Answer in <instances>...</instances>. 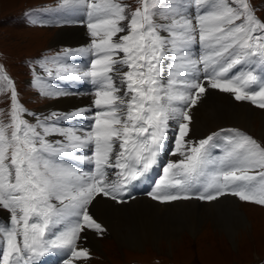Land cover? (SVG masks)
Instances as JSON below:
<instances>
[{
    "label": "snow or ice",
    "instance_id": "obj_1",
    "mask_svg": "<svg viewBox=\"0 0 264 264\" xmlns=\"http://www.w3.org/2000/svg\"><path fill=\"white\" fill-rule=\"evenodd\" d=\"M138 3L61 0L82 13L68 22L85 24L90 44L35 58L34 83L39 95L60 98L71 93L56 81L87 82L94 89L87 109L41 116L0 67L9 106L0 110V211L8 213L0 264H43L52 250H63L64 264L90 260L88 232L107 231L93 202L124 203L156 168L155 201L232 196L264 205V142L239 129L191 135V113L210 89L264 110V17L252 0ZM73 55L88 63L76 67ZM85 113L86 128L71 123ZM170 134L169 152L180 159L161 164Z\"/></svg>",
    "mask_w": 264,
    "mask_h": 264
},
{
    "label": "bare ground",
    "instance_id": "obj_2",
    "mask_svg": "<svg viewBox=\"0 0 264 264\" xmlns=\"http://www.w3.org/2000/svg\"><path fill=\"white\" fill-rule=\"evenodd\" d=\"M76 17L74 15L73 20ZM86 42L87 38L83 28L71 26L56 30L55 38L51 44L69 43L70 45H77L87 44ZM81 47L84 46L81 45L74 50ZM68 60L75 62L76 67L83 68L88 63L89 57L87 55H73L68 57ZM68 91L71 93L70 95L56 98L41 108L38 114L48 115V112L52 110L50 108L64 107L70 103L75 105L77 102L79 103V100H85L86 97H89L91 88L87 82L75 81ZM246 102L248 101H235L229 93L210 89L191 113L194 128L193 133H191L192 138L199 139L208 131L219 126L234 125L255 133L259 139L264 141V113L257 111ZM91 104L88 103L84 109L89 108ZM71 123L86 128L87 113H85L84 119L76 118ZM172 135H169L168 141L172 142ZM170 149L162 152L160 161H163L164 153ZM170 156L169 160H174L175 156ZM158 170L159 168H156L155 172ZM149 187L152 188V185ZM135 194L138 193L129 191L125 196L127 199L124 198V203H116L102 196H98L93 202L94 207L91 208V211L94 213V217L107 228L106 232L110 233L112 240L117 245L140 248L145 245L156 247L159 244L170 246L180 244L179 236L181 234H185L187 237L193 236L204 224L206 232L214 229V232H218L223 238L226 237L232 242L240 228H245L247 222L245 212L241 209V204L236 197L225 196L217 201L203 203L196 201L161 203L151 199L146 194ZM2 213L7 212L2 211ZM206 220L208 221L206 222ZM88 234L91 250L89 251L92 252L93 249L98 251L99 240L90 232ZM51 252L56 254L57 250ZM45 264H59V257L54 255L48 258ZM76 264L87 263L86 261H77Z\"/></svg>",
    "mask_w": 264,
    "mask_h": 264
},
{
    "label": "rangeland",
    "instance_id": "obj_3",
    "mask_svg": "<svg viewBox=\"0 0 264 264\" xmlns=\"http://www.w3.org/2000/svg\"><path fill=\"white\" fill-rule=\"evenodd\" d=\"M60 1L61 0H0V67H2L5 71L7 70V72L11 74L10 77L13 79L15 86L20 93V99L24 103L25 107L35 110L34 112L37 113L41 108L54 101L56 98H48L38 94L39 89L35 86L34 82H31L28 79L30 72L28 73V67L25 62L26 57L33 55L34 53L36 54L41 48L53 46L51 41L55 38V31L61 29L62 27L83 26V30H86V38L90 37L85 24L82 23L79 25H71L67 23V21H63L64 23L60 21L58 26H50L47 23L46 24L48 26H42L39 24H32L29 22L30 20L28 21L27 19H24L25 14L23 12V8H25V6L31 5L33 8L39 9L44 5ZM121 2L131 5L133 8L139 6L138 0H125ZM252 2L257 7V16L264 17V0H252ZM69 15L70 20L74 19L75 14L73 12H69ZM78 17L79 16H77L76 19ZM34 19L37 18L34 17ZM38 57H40V55ZM33 65H35V67L37 66V64L32 61L30 63V68ZM90 96L93 95L90 93L89 97H86L85 100L81 99L79 100V103L77 102L78 106L80 105L79 110L82 109L81 106H83L85 102L93 101ZM246 103L252 105L249 102ZM73 106L76 105L70 103V105H65L64 107L58 106L50 109L68 113ZM252 106L257 111L264 113V110L256 107L255 105ZM0 110H9L6 91H0ZM3 111H0V120L6 119L3 115ZM48 113H50V111ZM225 127L239 129L246 134H251V136L253 138L255 137L258 141L264 142L261 138L259 139L255 133H251L239 126L225 125L216 127V129L214 128L213 130L218 131L219 129H224ZM207 133H210V131ZM172 143L173 142L171 141H167L164 150L172 148ZM167 146L170 148H167ZM168 153L170 159L171 154L170 152ZM176 159H180V157L175 156L174 160ZM190 201H196L198 203L207 202L199 200ZM238 201L241 204V209L245 212L247 222L245 228H240V231L232 242L226 239V237L223 238L218 232H214V229L206 232L204 229L205 224L202 225L199 231H197V233L193 236L189 235V237H187V235L181 234L179 236L181 239L180 244L177 243L171 246L168 244H159V246L156 247L145 245L140 248L117 245L112 240L110 233L108 234L105 232L101 236L89 231L99 240V250L96 251L93 249L92 252H90V239L88 237L84 246L90 250V260H87L86 263L251 264L262 260L264 259V205L244 202L239 199ZM253 210L259 211L254 212ZM207 221L208 220H206V222Z\"/></svg>",
    "mask_w": 264,
    "mask_h": 264
}]
</instances>
